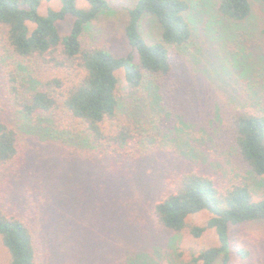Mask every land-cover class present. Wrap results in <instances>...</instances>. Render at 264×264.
Listing matches in <instances>:
<instances>
[{
  "label": "trees",
  "instance_id": "16d2710c",
  "mask_svg": "<svg viewBox=\"0 0 264 264\" xmlns=\"http://www.w3.org/2000/svg\"><path fill=\"white\" fill-rule=\"evenodd\" d=\"M43 1L51 0H0V245L6 250L7 264H46L50 258L38 234L44 235L51 211L43 207L45 202L28 206L14 196L30 159V134L65 145L83 141L87 148L76 152L108 161L104 174L110 180L115 175L114 188L119 191L116 196L110 193L116 210L118 261L133 245L128 243L133 229L147 226L144 216L133 210L138 206L121 195V186L141 164L157 161L151 153L176 152L213 166L220 179L206 171L173 168L161 181L149 217L155 228L187 233L193 239L213 230L215 243L190 250L181 264H231L230 226L264 221V196L257 198L247 180L264 175V113L237 107L228 112L224 126L218 122L194 129L179 118L161 130L154 124L144 126L122 97L151 90L163 101L162 81L172 73L174 53L192 40L187 14L190 4L199 0H136L126 7L122 34L129 50L120 55L89 38L92 21L114 7L107 0H56L57 8L41 13ZM79 1L86 6H79ZM214 7L232 22H242L251 11L250 0H215ZM145 16L159 27V39L152 43L141 33ZM67 17L72 26L61 32L58 23ZM162 107L170 112L164 103ZM225 157L241 169L235 167L233 174L230 167L228 172L217 170ZM53 165L49 175L39 177L40 187L34 190L64 182V177L52 173L60 165ZM49 202L54 204L55 199ZM201 211L209 214L203 224L188 222ZM237 253L247 251L239 248ZM145 257L134 255L139 262Z\"/></svg>",
  "mask_w": 264,
  "mask_h": 264
},
{
  "label": "rangeland",
  "instance_id": "374dc122",
  "mask_svg": "<svg viewBox=\"0 0 264 264\" xmlns=\"http://www.w3.org/2000/svg\"><path fill=\"white\" fill-rule=\"evenodd\" d=\"M107 1L114 7L92 21L89 38L107 45L116 55L124 54L129 50L122 34L126 7L132 6L136 0ZM250 5V15L246 19L232 22L217 14L215 0H199L190 4L187 17L193 27L192 40L188 47L174 53L172 73L161 85L163 101L157 92L151 90L123 93L126 106L133 109L131 113L139 116L144 126L152 127L154 124L163 130L174 119L181 118L191 125L190 128H210L218 122L224 126L228 112L237 107L264 113V3L250 0ZM79 6L84 7L86 3L79 1ZM57 7L56 0L43 1L40 12ZM71 26L70 17L58 23L61 32L69 31ZM140 28L147 42L159 39V27L152 17L145 16ZM118 75L122 77L121 72ZM120 90H124L122 82L119 94ZM163 103L169 113L163 109ZM133 104L138 107H133ZM20 125L23 126L22 122ZM27 141L30 159L24 178L15 186L14 196L28 206L45 202L43 207L51 211L52 217L45 220L44 235L38 234L40 243L46 244V253L50 255L46 264H181L190 250L215 243L213 230L193 239L187 233L157 229L149 217L150 205L159 193L161 181L174 171L173 168L176 171L197 169L220 176L213 171V166L195 157L188 160L176 152H152L157 161L141 164L138 173L121 186V195L130 204L138 206L133 210L144 216L147 226L133 229L128 241L133 245L123 251L118 261L114 244L116 210L110 193L116 196L119 191L114 188L115 175L110 180L104 174L108 161L80 155L82 149L87 148L83 141L75 144L66 142L68 145H65L51 138L44 141L31 134ZM71 147L75 149L71 150ZM235 162L225 157L216 165L217 170L228 172L230 167V172L236 173L235 167L241 169L242 166ZM53 164L60 167L59 171L52 173L64 177V182L43 185L44 189L37 192L34 189L40 187L39 177L49 175L48 170L54 167ZM57 168L55 166V170ZM219 176L218 179L221 178ZM247 180L255 196L262 198L264 175H252ZM49 190L54 192L51 194ZM50 198L55 199L54 204L49 202ZM208 217V212L201 211L190 216L188 222L203 224ZM229 239L231 264H264V221L231 225ZM239 248L246 250L247 254L237 253ZM134 255H147L143 258L146 262H139ZM0 264H7V253L1 245Z\"/></svg>",
  "mask_w": 264,
  "mask_h": 264
}]
</instances>
